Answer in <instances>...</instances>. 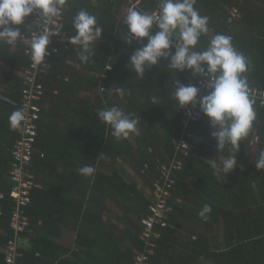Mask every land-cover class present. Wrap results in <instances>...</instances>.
<instances>
[{
  "label": "trees",
  "instance_id": "obj_1",
  "mask_svg": "<svg viewBox=\"0 0 264 264\" xmlns=\"http://www.w3.org/2000/svg\"><path fill=\"white\" fill-rule=\"evenodd\" d=\"M92 1L67 0L63 31L68 40L52 56L48 73L38 79L43 83L44 95L36 101L41 110L32 170L41 186L31 191V203L24 209L30 227L21 236L29 235L31 245L19 248L21 264H131L132 249L140 246V227L129 218L135 232H128L131 245L123 249L109 236L113 235L111 231L103 233L99 225L89 227L90 221L93 217H104L109 210L108 200L120 209L118 214L112 211L113 217L140 220L148 201L138 184L142 181L148 187L153 183L156 160L165 161L164 156H172V140L183 129L180 122L183 108L173 99L175 80L192 86L191 80L183 71L174 72L169 67L170 57L162 58L140 79L129 63L142 45L138 41L129 45L120 37L128 31L124 23L128 13L123 3ZM160 3L161 0H143L142 7L149 13L159 12ZM233 5L239 7L240 17L229 24L228 10ZM194 7L202 17H208L209 31L201 35L193 51L207 50L216 35H231L235 50L249 60L248 71L244 73L249 88L264 89V0H196ZM81 10L96 16L98 26L104 29L92 45L96 54L87 64L79 59V46L70 42L77 34L73 21ZM157 31L153 26L152 34ZM171 51L175 53L174 48ZM27 65L28 58L23 54L10 87L11 100L4 102L0 116L5 132L12 133L9 140L0 141L2 248L13 236L9 219L14 202L6 174L10 149L20 127L19 124L13 128L10 117L22 110V80ZM102 72L106 78L101 80ZM63 77H68V81L64 82ZM103 85L106 90L101 92ZM119 88L123 89L122 96L116 91ZM152 97H156L157 104L152 103ZM111 107H119L130 118L139 120L140 134L117 141L111 127L98 117L100 110ZM253 109L256 119L248 136L240 141L238 151L231 145L217 150V141L211 136L215 129L210 127L209 118L188 125L191 136L186 139L194 156L187 159L177 174L170 201L172 213L167 227L158 228L161 237L150 264H264V170L255 167L260 152L264 151V108ZM254 128L260 141L249 147ZM245 150L249 152L248 168L240 179L227 175L224 180L223 173L216 175L224 164L220 155L236 154L235 158H241ZM125 163L132 173L125 169ZM212 163L218 168H213ZM84 166L94 167L95 173L90 177L81 175L79 169ZM74 194L78 197H73ZM205 204L212 206L207 221L199 215ZM67 214L74 219L81 217L82 231L74 240L76 248L53 239L60 238L59 226L67 222L64 219ZM86 220L89 222L84 225ZM179 221L199 226L208 235L197 234L195 227H181ZM180 228L183 235L175 233ZM0 264H5L3 250Z\"/></svg>",
  "mask_w": 264,
  "mask_h": 264
},
{
  "label": "clouds",
  "instance_id": "obj_2",
  "mask_svg": "<svg viewBox=\"0 0 264 264\" xmlns=\"http://www.w3.org/2000/svg\"><path fill=\"white\" fill-rule=\"evenodd\" d=\"M195 3L196 0H161L158 14L142 13L135 6L130 8L124 20L128 31L123 39L129 45L138 41L142 47L131 56L129 67L142 79L148 69L157 65L162 58L170 57L169 67L174 72L189 70L194 77L208 78L209 94L201 99L197 100L199 88L183 85L179 81L175 85L173 99L180 108L189 105L196 107L199 104L200 111L209 118L210 127L215 129L211 136L217 141L219 152L228 145L238 151L240 141L248 136L256 119L251 90L247 77L244 76L248 71L249 60L235 50L232 38L223 34L216 35L207 50L193 51L201 35L209 31V19L199 14L194 7ZM66 4L67 0H0V42L16 44L24 36L18 26L24 25L25 18L33 14L51 25ZM153 26L159 29L154 35ZM73 27L77 34L70 42L79 46V59L87 64L96 54L92 45L96 44L104 29L98 26L97 17L86 10H81L75 16ZM58 35L59 29L52 31L46 28L42 35L33 32L29 54L34 67L44 64L50 38ZM145 39L147 44H144ZM173 48L174 54L171 51ZM116 91L123 95L122 88ZM152 103H158L156 97H152ZM98 117L111 127L112 135L117 141L128 140L133 135L140 134L139 120L130 118L119 107L100 110ZM24 119L22 111L14 112L10 117L13 128L18 127ZM235 157L236 154L226 159L222 168L212 163L213 168H218V177L223 173L225 180L236 168ZM255 167L257 170H264V151L260 152ZM95 171L92 166L79 169V173L85 177L92 176ZM211 211L212 206L205 204L199 215L207 221Z\"/></svg>",
  "mask_w": 264,
  "mask_h": 264
},
{
  "label": "built area",
  "instance_id": "obj_3",
  "mask_svg": "<svg viewBox=\"0 0 264 264\" xmlns=\"http://www.w3.org/2000/svg\"><path fill=\"white\" fill-rule=\"evenodd\" d=\"M124 10L128 13L129 9L136 7V9L145 14H158L155 10L151 13L143 10V0H121ZM65 6L61 10L60 16L54 20L51 25L46 24L38 17L39 26L35 30L22 31L24 35L18 42L26 43L27 45L22 49V53L28 58V65L24 69V78L22 80V98L21 111L25 114V119L20 122L18 129V137L10 149L11 160L6 174L7 182L11 193L13 194L14 207L10 214L9 227L13 232L12 238L2 248L4 252L5 264H21L20 258L22 252L20 251L19 241L23 233L30 227V221L25 214L24 209L31 203V191L34 188L40 187V183L36 180V175L32 170L33 155L36 150V135L38 130V123L40 120L41 107L36 104V101L42 99L44 95V87L41 81H38L41 75L48 73L50 60L53 55L60 50V44L65 43L67 35L63 31ZM240 17L239 7L233 5L228 10L227 23L231 24L234 19ZM50 28L52 31L59 29V35L50 38L51 42L48 45L44 64L34 67L31 58L30 48L33 32L44 34L45 29ZM157 28V27H156ZM158 29V28H157ZM230 36L231 35H226ZM233 41V39H232ZM233 44V43H232ZM108 70H112L111 65H107ZM191 74V84L200 89L197 100L204 95L209 94L207 87L209 80L206 77L193 76ZM106 78V73L102 72L99 79ZM64 82L68 81V77H63ZM106 87H100V91H105ZM251 98L253 100V107L264 108V89L253 86L250 88ZM58 94V90L53 91ZM206 116L200 111L199 104L196 107L190 105L181 110L180 122L183 129L180 135L173 138L174 146L171 157L164 156L165 161L157 159L154 165L156 177L153 183L148 186V193L146 198L148 201L145 214L139 220L140 232L138 240L140 246L132 249L131 264H150L155 255V248L157 241L161 234L158 228H165L168 225L170 214L172 213V205L170 203L173 198L172 191L177 182V174L183 169L187 159L194 154L190 151V145L186 137H190L188 132V125L204 120ZM260 141V136L254 128L249 139V147H254ZM150 152L151 148L148 149ZM3 198V193H0V199ZM181 202V199H176ZM0 205V214H1ZM193 239L195 236L192 237Z\"/></svg>",
  "mask_w": 264,
  "mask_h": 264
},
{
  "label": "crops",
  "instance_id": "obj_4",
  "mask_svg": "<svg viewBox=\"0 0 264 264\" xmlns=\"http://www.w3.org/2000/svg\"><path fill=\"white\" fill-rule=\"evenodd\" d=\"M93 1L95 2L96 0H93ZM38 26H39L38 17L35 14H33L32 16L25 18L24 25L18 26V27H20L21 31H28V30H35L38 28ZM120 37L123 39L122 36ZM23 46H24L23 42H17L14 45H8L4 42H0V116H1V113L3 112L2 105L4 104V102L11 100L10 96L12 95V93H11L10 87L15 82V75H17L18 68L20 67L18 66V63H19V57L23 55L22 53ZM183 73L189 80H192L189 70H185L183 71ZM11 135L12 133L5 132L4 126L0 124V141L2 142L4 140H9V137ZM245 151L246 152L243 153L241 158H238V157L236 158L237 166L228 175H231L235 177L236 179H240L242 177L243 172L248 168V162H249V152L248 150H245ZM124 167L129 173H132L130 167H128L126 163L124 164ZM222 167L223 166H220V168ZM138 185H139L138 186L139 189H141L146 194L148 193V187L143 186L141 183H139ZM72 196L78 197L75 194ZM106 204L109 210L104 213V217H93V219H91L90 221L89 227H91V224L99 225V228L103 233L108 232V230L111 231L113 235L112 236L109 235V236L117 240L120 243V247L124 249L131 245L129 241L128 232L129 231H131L132 233L135 232V229L131 227L128 220L130 218L133 221V223L138 225L139 219H137L136 217H113L112 209L110 206V204H113V203L110 200H108ZM64 219H66L67 222L64 225L62 224L59 226L61 230L60 238L53 237V239L65 245L69 244L71 245V247L76 248L74 240L76 236L78 235V233L82 231L81 217L74 219L73 216H71L70 214H67V215H64ZM88 222L89 221L86 220V222H84V225H86ZM100 223H101V226H100ZM178 224L181 227H185L184 226L185 224H188V226L191 225L189 223H185L181 221H179ZM195 229H196L195 231L197 232V234L208 235V233L204 231L202 228H200L199 226H195ZM175 233L183 235L181 228L179 232L176 231ZM119 237L122 240H120ZM30 245H31V241H30L29 235L20 237V241H19L20 248L22 249L28 248L30 247ZM1 250H2V247L0 244V251Z\"/></svg>",
  "mask_w": 264,
  "mask_h": 264
},
{
  "label": "rangeland",
  "instance_id": "obj_5",
  "mask_svg": "<svg viewBox=\"0 0 264 264\" xmlns=\"http://www.w3.org/2000/svg\"><path fill=\"white\" fill-rule=\"evenodd\" d=\"M176 82L178 81V79H176L175 80ZM83 95H84V93H83ZM228 158V156H226V155H220V157H219V159L224 163L225 162V160ZM129 163V162H128ZM127 164V163H126ZM128 165V167H130V165L129 164H127ZM130 169H131V167H130ZM140 180V179H139ZM141 183H142V181H141ZM143 183H145V182H143ZM110 206H111V209H112V211L114 212V213H116V214H118V212H120V209L119 208H117V206H115L114 204H110ZM118 210V211H117ZM185 227H187V228H190V227H192L193 225H189L188 226V224H185L184 225ZM193 227H195V226H193Z\"/></svg>",
  "mask_w": 264,
  "mask_h": 264
}]
</instances>
